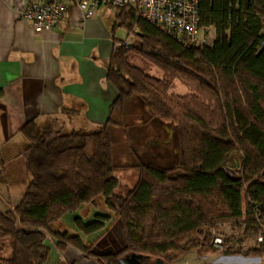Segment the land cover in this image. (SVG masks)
Wrapping results in <instances>:
<instances>
[{
    "label": "trees",
    "instance_id": "trees-1",
    "mask_svg": "<svg viewBox=\"0 0 264 264\" xmlns=\"http://www.w3.org/2000/svg\"><path fill=\"white\" fill-rule=\"evenodd\" d=\"M116 16L138 45L113 49L106 80L117 97L105 125L63 134L54 122L39 130L30 121L20 131L30 182L14 212L0 210V264H46L53 249L44 232L60 251L86 253L84 240H97L115 220L123 247L94 255L97 264H122L131 255L142 264H173L196 249L215 253L218 225L245 228L238 249L227 239L226 255L264 260V0H199V28L213 32L207 47L183 46L133 11L117 9ZM136 57L162 76L135 66ZM177 81L185 95L172 93ZM136 100L146 123L175 129L177 157L163 168L141 162L149 159L142 149L137 181L122 194L111 136L126 132L121 118ZM234 154L241 156L237 176L228 171ZM100 197L109 213L96 208ZM86 205L96 209L89 222L77 214ZM67 214L75 215L76 235L53 230ZM244 239L256 245L245 250Z\"/></svg>",
    "mask_w": 264,
    "mask_h": 264
},
{
    "label": "crops",
    "instance_id": "crops-1",
    "mask_svg": "<svg viewBox=\"0 0 264 264\" xmlns=\"http://www.w3.org/2000/svg\"><path fill=\"white\" fill-rule=\"evenodd\" d=\"M36 1L0 0L1 188H9V175L14 176L18 168L28 185L22 156L27 142L20 133L26 123L34 121L42 130L54 122L63 134L93 132L105 125L117 97L115 87L106 80L113 38L123 40L117 35L122 28L117 10L111 17L101 6L94 17L83 21L68 3L67 13L55 29L34 33L21 14ZM23 193L17 194V201H9L12 206L5 203V210L14 212ZM52 253L47 260L51 264H94L93 259L77 253L67 252L63 257L55 249ZM248 258L264 264L262 259Z\"/></svg>",
    "mask_w": 264,
    "mask_h": 264
},
{
    "label": "rangeland",
    "instance_id": "rangeland-1",
    "mask_svg": "<svg viewBox=\"0 0 264 264\" xmlns=\"http://www.w3.org/2000/svg\"><path fill=\"white\" fill-rule=\"evenodd\" d=\"M103 9L107 11V13L113 17L115 9L110 7L103 6ZM119 31L117 33L118 38L123 40H129L134 43L133 45L137 46V38L132 35L128 38L126 37V31L123 28H118ZM212 35L213 32L210 31ZM121 41V40H120ZM118 41V43H120ZM123 43V42H122ZM121 44V43H120ZM124 47V46H122ZM132 47V46H131ZM132 63L143 70L146 74L151 76L160 78L162 76L161 72L157 69L149 66L148 64L139 60V58L132 59ZM172 93L178 95H185L187 93L186 87L181 82L174 83L172 88ZM149 117L146 115V111L144 110V105L141 100H136L132 103L126 111L124 112V116L121 120L124 121L127 127L126 132L122 129L112 133L111 136V144H112V153L114 160V173L113 176L116 177L121 184L120 192L122 194L125 191L132 188L137 181V170L135 166L138 164L139 155L144 154L143 150H146V154L149 155V159L146 161L143 160L141 162H154L158 166L163 168H171L176 157V131L170 125H163L161 122L154 120L151 122L150 120L146 123ZM123 131V132H122ZM135 152H134V150ZM143 149V150H142ZM141 151V152H140ZM91 152V150H90ZM151 155H153L151 157ZM139 156V158L137 157ZM20 162V160H19ZM241 166V156L238 154H234L231 157L230 164L228 166V171L230 175L237 176L236 171ZM0 167V171H1ZM12 170V169H11ZM16 170V169H14ZM19 168L14 171L15 175L10 176V180H8L7 184L9 188L0 187V210L6 211L7 205L13 204V202L17 201V194H21V192L25 191L27 182L25 181L26 177L20 176L18 173ZM17 178H21L20 181L16 180ZM26 175V174H25ZM23 179V181H21ZM28 182H30V176L28 175ZM18 181V182H17ZM13 197H10L11 194ZM9 197V198H8ZM13 201L12 204L9 203ZM9 203V204H8ZM100 212L109 213L106 206L104 205V200L102 197L98 199L97 207ZM6 209V210H5ZM96 209L92 206H84L81 210L77 212L78 217H81L84 222H89L92 220V214ZM11 212V211H10ZM111 215V214H110ZM74 217L72 214H67L62 220L56 223L53 226V230L68 232L70 235H76V229L73 228ZM244 226L241 225H218L215 229L212 230L213 239V247L216 249L215 253H207L202 254L199 249L193 250L184 256H182L179 260L175 261L173 264H247V263H259L257 261H250L249 258L246 257H229L225 254L226 243L228 242V238H233L234 241L232 244L228 245V247H232L233 249H238L239 241L244 238ZM45 236L50 243L52 249H55L56 252L63 257L65 253H77L81 257L85 259H93L94 264H97L96 257L94 255L103 254L106 252H116L123 247L124 236L122 225L119 221H114L107 233L103 234L100 238L95 241L84 240L86 244L87 252L84 253L73 246H68L65 251H60L54 241L52 236L44 232ZM219 241V242H218ZM242 248L247 250L256 245V242L251 239H244V242L241 243ZM53 253L51 252V255ZM155 260H152V263L155 264ZM47 264H51L49 260Z\"/></svg>",
    "mask_w": 264,
    "mask_h": 264
},
{
    "label": "built area",
    "instance_id": "built-area-1",
    "mask_svg": "<svg viewBox=\"0 0 264 264\" xmlns=\"http://www.w3.org/2000/svg\"><path fill=\"white\" fill-rule=\"evenodd\" d=\"M68 3L73 4L83 21L94 17L101 6L127 9L183 46L207 47L213 42L210 30L199 28V0H38L24 9L21 18L31 25L34 33L50 31L65 17ZM120 43L114 48L133 46L129 40ZM260 48H264V37Z\"/></svg>",
    "mask_w": 264,
    "mask_h": 264
},
{
    "label": "water",
    "instance_id": "water-1",
    "mask_svg": "<svg viewBox=\"0 0 264 264\" xmlns=\"http://www.w3.org/2000/svg\"><path fill=\"white\" fill-rule=\"evenodd\" d=\"M163 125H166V124H163ZM143 261L144 260L141 257L136 256V255H131L130 257H125L121 260L122 264H142Z\"/></svg>",
    "mask_w": 264,
    "mask_h": 264
}]
</instances>
